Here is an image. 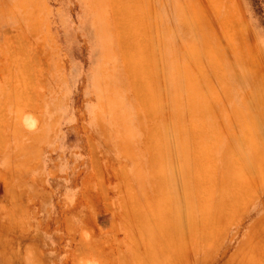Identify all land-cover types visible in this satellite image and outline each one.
<instances>
[{
    "label": "rangeland",
    "instance_id": "rangeland-1",
    "mask_svg": "<svg viewBox=\"0 0 264 264\" xmlns=\"http://www.w3.org/2000/svg\"><path fill=\"white\" fill-rule=\"evenodd\" d=\"M129 2H132L130 7ZM133 2L0 0L2 257L11 247L20 264H147L142 253L158 244V253L165 255L166 262L170 260L171 264H213V257L217 258L218 253L212 248L228 240L231 245L237 244L242 237L245 218L249 221L254 211L264 205V0ZM133 4L135 8H132ZM127 12L136 15L137 26L142 28H138L141 35L135 37L136 43L146 45L145 52L155 53L147 52V58L144 57V60L150 59L156 69L152 70L154 76L152 71L148 76L155 77L154 84L160 89L156 92L158 109L154 118L151 117L153 114L149 116L147 113V95L142 93V80L140 82L128 73L130 60L127 65L129 57L126 59V53L121 49L125 44L130 45L127 38L131 36H126L123 31L129 23L123 18ZM144 20L146 24L149 22L147 29ZM181 21L187 25L185 35L187 31L188 35L185 37L190 36L199 49L203 64H193L197 67L195 71L201 72L196 71L195 76L201 83L211 84L210 89L209 85L202 87L205 93L207 90L209 110L213 114L215 111V122L221 123L224 140L235 141L238 137L244 144L246 139L237 133L244 120L231 111L234 102L228 101L223 84L218 76H214L208 56H205V39L208 45L212 42L215 47L213 53L219 65H223L219 69L225 70L227 77L240 80L233 87L236 104L248 109L253 118L250 123H257L259 128L249 134L255 139L252 149L256 156L253 161L245 162L246 166L237 162V157L245 154L241 145L219 151L217 145H213L215 142L203 137L204 144L201 143L200 148L204 150L198 152L204 151L205 155L203 152L199 153L200 156L195 155L198 162L203 158L198 170H205L207 174L213 167L211 171L214 172L209 173L214 179L196 170L197 173L189 175L184 184L177 181L174 190L179 196V192H185L187 188L188 196H194L193 183L197 176L199 187L202 186L198 193L200 191V216L203 219L197 215L195 218L203 221L207 218L204 224L199 221L203 230L206 229L203 226H209L210 220L214 225L207 228V232L211 229L210 233L205 231V234L200 228L198 233L194 227L196 219L189 226L190 222L186 223L183 214L171 213L173 216L167 217V222H177L178 231H170L171 228L168 231L170 236L166 233L164 239L167 240L159 244V241L150 239L160 233L156 231L157 226H143L146 229L142 230L144 234L138 226L142 225L143 213L140 211L146 209L147 201L162 196H157L158 180L154 177L157 172L150 166L153 147L150 148L148 140L156 123L165 122L168 92L162 82L164 65L178 67L180 64L175 58L169 60L165 54L171 49L174 54L181 50ZM142 23L145 26L142 27ZM148 44L153 49H147ZM108 51L110 54L106 55ZM146 60V67L151 70ZM204 76L206 81L209 79L207 82H204ZM105 88L108 90L104 91ZM110 97L119 99L120 107L125 109L123 116L117 119L105 107V102L112 99ZM186 121L189 123L188 117ZM186 130L184 141L189 135ZM193 154L190 150L185 153L187 161L194 157ZM173 155L176 156L175 151ZM235 162L239 169L233 164ZM238 171L243 176V183L237 186L233 181L234 173ZM241 182L238 180L237 183ZM209 183L211 189L205 187ZM218 186L221 189L223 186L222 193ZM233 192L236 193L233 195ZM207 198L212 200L211 205ZM226 200H229L227 204ZM216 203H219L218 207ZM220 203L222 206L226 204L224 208ZM206 204L211 207H205ZM211 212L217 215V220L210 217ZM137 222L140 225L137 226ZM151 228L153 230L148 233ZM142 236L151 244V247L147 245L149 249ZM196 237L200 239V245ZM176 242L179 245L176 246ZM160 245H163L162 251L165 248L163 252ZM154 251H158L157 248Z\"/></svg>",
    "mask_w": 264,
    "mask_h": 264
},
{
    "label": "bare ground",
    "instance_id": "bare-ground-1",
    "mask_svg": "<svg viewBox=\"0 0 264 264\" xmlns=\"http://www.w3.org/2000/svg\"><path fill=\"white\" fill-rule=\"evenodd\" d=\"M124 2V1H123ZM118 3V2H117ZM130 3V2H129ZM132 3V2H131ZM130 4H127L129 7L132 6ZM135 3V0L134 2ZM149 3V2H148ZM147 3V4H148ZM141 4V3H140ZM179 4V3H177ZM125 5V4H124ZM134 5V4H133ZM138 5V4H137ZM150 5V4H148ZM179 6V5H178ZM177 6V8H178ZM132 8H135V5L134 7ZM143 8V7H142ZM155 9V8H154ZM176 9V8H175ZM182 9V8H181ZM180 12V11H179ZM182 14H183V11H181ZM128 14H130V12H127ZM128 14L124 13L123 15V18L125 17L127 19V21L129 23H127L128 25L125 26V28L123 29V31H126L125 34L126 36L127 35H130V39L127 38V40L130 42V45L127 46L124 42V48H121L123 49L125 58L126 57H129L126 58L128 59V61H126L127 65L129 63V60H130V64L128 65L129 68H127L129 70L128 73H130L131 77L133 78H136L137 80L140 79V82L142 80V93H145V95H143V98L145 96V98L147 99V113L149 112V116H154V114L156 113L157 109H158V104H157V95H156V92H160V89H157L156 88V85L154 84V82L156 81L153 77L151 76H148V73L151 72L152 70H154L155 68L151 65L150 63V59L146 60L147 56L146 54L148 55L147 52H149V50L147 51V49L150 47L149 44L147 45V49L145 52V46L143 47L142 45H138L139 43H136V38H139L137 35H139L140 31H139V22L138 24L136 23L137 21V17L136 15H132V19L130 20L129 19V16ZM145 14V13H144ZM147 15V14H146ZM145 15V16H146ZM154 16V15H153ZM141 18V17H140ZM154 18V17H153ZM144 19V17L142 18ZM146 19V18H145ZM148 19V18H147ZM141 21V20H140ZM122 22V21H121ZM142 22V21H141ZM140 22V23H141ZM145 24L147 23L145 20H144ZM123 24V23H121ZM149 24V22H148ZM146 24V26L148 25ZM138 25V26H137ZM142 27L145 26L143 25V23L141 24ZM133 26V28L131 29V27ZM145 28H149L148 26ZM180 34H181V42H180V46H181V50H179V54H174V52L172 51V49L170 50V53L168 54H165L166 56L169 57V60H171L172 58H175L180 64L178 65V67H169L167 64L164 65V67L166 69H164L165 71V76L164 78H162V82L164 83L163 87L167 90V94H168V99H167V104H165V108L167 109V112H166V115H165V122L163 123H156V125L154 126L153 130H151L150 134H149V139L148 141L149 142V145H151L150 148L151 149V155H150V166L152 167V169H154L157 174H155V178L158 180V184H156V187H157V196L158 195H162L160 197V199H157V200H153V201H150L148 200V204L145 206L146 209H141L140 212L143 213V216H141L142 218V221L140 224H142L141 226H138L140 225L138 222H137V226L139 227L138 230H140L141 228V233H143V226H148L150 228V226H157L156 228L158 230L156 231H159L160 233H156L153 237H151L150 239H155L153 242H156V241H159L158 243L160 244V241H164L167 240V239H164L166 238V233H168V231H178V225L177 227L175 226V223L174 220L173 222H170L169 221L167 222L168 218L167 217H172L175 213L177 214H183V216L185 217V221L186 223L190 222L189 223V226L192 225V220H195L196 218V215L197 217H202L200 216V213H201V210H200V197H199V193H198V189L202 190V186L199 187V182L197 180V176L195 177V182L193 183V187L195 189L194 191V196H188L187 194V188L185 190V192L181 191L179 192V196L177 195L176 191L174 190L175 189V186H176V183L177 181L179 182H182V184H184V181L187 182V179L189 177V175H193L194 172H197L200 173L202 172L200 170H198L199 166H202L201 165V161L200 162V165H199V162H198V158L197 156L195 157V155H199L200 152H203L202 154H204L205 152L204 151H200L198 152L199 150H204V148H200L202 147L201 146V143H202V139L203 137L205 138H208V139H211L213 142H215L213 145H217V148H219V151L221 149L225 150V151H228V150H231V146H239L241 145V147L244 149V156H241V157H237V162L238 164H242L246 166V163L248 160H251L253 161V158L254 156H256V154L254 153L252 147L254 146L253 142H254V138L251 137L249 134L252 133V131H257V123H250L251 121L253 122V118L251 117L249 111L247 108H243V106H241L240 104H236V99H237V96L235 94V92L233 91V87L234 85H238L239 83V79H234V78H230V77H227L224 72L225 70L223 71L222 68H223V65L221 67V69H219L220 65H219V62H218V59H216V56L214 55L213 51H214V46L211 45L212 42L209 43V45L207 44V41L205 39V45H204V48H205V56H208V60H209V63L211 68L214 70V76H218V80L220 81V83L223 84V89L224 91L226 92L225 94L228 95V101L229 102H234L231 106V111L239 117V119H243L244 123L242 125H240L238 127V135H242L246 140L244 142V144L240 143L239 142V139L237 137V139L234 141H225L223 136H222V133L224 131H222V128H221V123L218 125L216 122H215V111H214V114L209 110V108L211 106H209V98L208 96L206 95L207 93V90H206V93H205V89L203 88L204 86L208 87L209 85V89H210V86L211 84H207V83H201V81L197 78L196 79V76H195V69L197 67H195L196 65H198V63L200 62V64H203V62L201 63V55L199 53V49L196 45V42L194 40H191L192 38H190V36L188 38H186L185 36L188 35V31H187V34L185 35V28L187 27L186 23H183V21H181L180 23ZM137 28V29H136ZM139 28V29H138ZM144 28V29H145ZM142 29V28H141ZM140 29V30H141ZM145 29V30H146ZM144 31V30H143ZM141 31V33L143 32ZM148 31V30H147ZM146 31V32H147ZM145 32V33H146ZM149 33V32H148ZM144 34V32H143ZM134 35V37H133ZM136 35V36H135ZM141 35V34H140ZM139 35V36H140ZM145 35V34H144ZM146 36H147V33H146ZM145 36V38H147ZM150 37V36H148ZM124 38V37H123ZM143 38V37H142ZM143 38V40L145 39ZM185 38V40H184ZM133 40V41H132ZM121 41V40H120ZM123 41V40H122ZM125 41V40H124ZM139 41V39H138ZM149 41V40H148ZM152 42V40H150ZM141 42V41H139ZM202 42V41H201ZM143 43V42H142ZM141 43V44H142ZM147 43H150V42H147ZM121 44V42H120ZM145 44V43H144ZM153 44V43H152ZM202 45L204 44L201 43ZM211 45V46H210ZM215 45V44H214ZM153 47V46H152ZM152 47H150L149 49H153ZM212 47V49H211ZM169 46L167 47V50ZM126 50H129V52ZM218 50V49H217ZM215 50V52L217 51ZM154 51V50H153ZM220 52V51H219ZM150 53V52H149ZM109 51L106 53V55H109ZM129 54V55H128ZM150 54H155V53H150ZM216 54V53H215ZM128 55V56H127ZM144 57L146 61H149L148 64L149 66L151 65V67H149L151 70H149L147 67H146V62L144 60ZM220 56L218 55L217 58H219ZM186 58V61L184 62V59ZM200 58V60H199ZM152 59V58H151ZM146 63H144L143 62ZM205 62V60H204ZM195 63V64H194ZM221 63V62H220ZM195 66H194V65ZM167 65V66H166ZM156 66V65H155ZM194 66V67H193ZM200 66V65H198ZM168 67V68H167ZM204 67V66H203ZM154 68V69H153ZM148 69V71H147ZM194 69V70H193ZM156 70V69H155ZM201 70V69H200ZM194 71V72H193ZM153 72V71H152ZM197 72H200V71H197ZM201 73V72H200ZM206 73V72H205ZM204 74V73H203ZM202 74V75H203ZM152 75V73H151ZM154 72H153V75L154 76ZM198 76L201 77V75L198 74ZM203 77V76H202ZM154 79V80H153ZM209 79H207L208 81ZM230 82H229V81ZM206 81V76H204V82ZM206 81V82H207ZM212 81V80H211ZM202 84V85H201ZM204 84V85H203ZM108 82H107V86H108ZM106 86V87H107ZM203 86V87H202ZM163 88V89H164ZM208 89V90H209ZM108 90L107 88L104 89V91ZM162 90V89H161ZM232 90V91H231ZM144 91V92H143ZM154 93H155V96L156 98L154 97ZM165 94V92H163ZM210 93V92H209ZM214 95V94H213ZM112 98L111 100L108 99V102H105V107L107 108L108 111L111 112V115L113 116V118L117 119V117H120V116H123L124 114V110L125 109H122L120 106H121V102L119 99H115L113 97H110ZM160 98V97H159ZM156 99V100H155ZM211 99V98H210ZM213 99V98H212ZM226 99H227V96H226ZM165 100H166V97H165ZM209 100V102H208ZM213 100H216L215 98ZM212 100V102H213ZM160 101V99H159ZM211 102V103H212ZM216 109V108H215ZM247 109V110H246ZM213 110V109H212ZM126 111L128 112L129 109L126 108ZM222 113H223V110L221 109ZM139 112V111H138ZM151 112V113H150ZM147 115V116H148ZM158 114L155 115V117H157ZM257 115V114H256ZM148 116V117H149ZM161 116V114H160ZM159 117V116H158ZM186 117L189 118V123H187L186 121ZM154 118V117H153ZM161 119V117H159ZM158 118V119H159ZM237 119V120H239ZM222 122V121H221ZM233 122L235 123V121L233 120ZM238 122V121H237ZM232 125V123H231ZM230 124L228 123L227 127H229ZM259 128V127H258ZM186 129L189 130V135L186 136V139L185 141L183 140V133L185 132H188ZM119 130V129H118ZM185 130V132H184ZM227 130V129H226ZM216 132V133H215ZM120 133V131H118V134ZM231 133V132H228V134ZM169 134L173 135L172 137L169 136ZM218 136H214V135H217ZM230 136V135H229ZM202 137V138H201ZM243 140V139H242ZM148 141H147V144H148ZM204 144V143H202ZM206 144V143H205ZM204 146H207V145H204ZM208 149H211L207 146ZM217 148L214 149L215 153L217 152ZM241 148V149H242ZM207 149V150H208ZM188 150H190V152H193L194 154V157H189V160L187 161V159L185 158V153H188ZM173 151H175V155H173ZM206 151V150H205ZM209 152V151H208ZM212 152V151H211ZM224 153V151H223ZM207 154V153H206ZM205 155V154H204ZM192 156V155H191ZM200 156V155H199ZM198 156V157H199ZM173 158H175L174 160L176 161H173ZM201 158V157H200ZM199 158V159H200ZM240 158V159H239ZM233 163L235 164V166L238 168L239 166L236 165V163ZM188 164H189V167H188ZM137 166V165H136ZM209 168V166H207ZM202 168V167H201ZM213 168V167H212ZM211 168V170H212ZM241 168H244L241 167ZM239 169V168H238ZM210 169H208V173L206 174L204 171L202 172L203 176L206 175L209 176L210 174H212L214 171H211ZM237 170V169H236ZM207 171V170H206ZM212 172V173H209V172ZM196 172V173H197ZM240 172V171H238ZM238 172H235L234 175H235V180L233 182H235L237 184V186L239 184H242L243 183V180L241 179V172L238 173ZM138 173V172H137ZM152 174V173H151ZM205 174V175H204ZM209 174V175H208ZM176 175V176H175ZM197 175V174H196ZM199 177L201 176V174H198ZM201 177V178H204V177ZM212 177V175H210ZM198 177V179H199ZM205 177V178H206ZM246 177V176H245ZM249 177V175H248ZM213 178V177H212ZM247 178V177H246ZM214 179V178H213ZM216 180V179H215ZM233 180V179H232ZM239 181H242L241 183H237ZM220 181V180H219ZM229 181V179H228ZM237 181V182H236ZM152 182V181H151ZM202 182V181H201ZM226 182V181H225ZM153 183V182H152ZM206 183V182H204ZM245 183V181H244ZM179 184V183H178ZM236 184H234L236 186ZM210 183L205 187L208 186V188H210ZM233 186V185H232ZM129 187V186H128ZM204 187V186H203ZM214 187V186H213ZM212 187V188H213ZM220 189H221V186H218ZM241 187V186H240ZM239 187V188H240ZM225 188L228 189V186H226ZM231 188V186H230ZM229 188V189H230ZM179 189H180V186H179ZM190 189V187H189ZM207 189V188H206ZM211 189V188H210ZM210 189H207V190H210ZM214 190L217 189V188H213ZM222 189H223V186H222ZM222 189H221V193H222ZM226 189V190H227ZM232 189V188H231ZM130 190V188H129ZM218 190V189H217ZM232 190H235V189H232ZM231 190V191H232ZM131 191V190H130ZM238 191V190H237ZM240 191V190H239ZM209 192V191H208ZM215 192V191H214ZM219 193V192H218ZM219 193L221 196L222 194ZM236 193V192H235ZM233 192V195L235 194ZM242 193V191H241ZM190 194V192H189ZM147 195H149V193H147ZM242 195V194H241ZM150 196V195H149ZM148 196V197H149ZM203 196V195H202ZM214 196V194H213ZM209 197L211 198V196L209 195ZM208 197V198H209ZM226 196H224L223 199H225ZM207 198V199H208ZM146 199V197H145ZM156 199V198H155ZM213 199V198H212ZM227 199V198H226ZM135 200V199H134ZM209 200V199H208ZM221 200V199H220ZM210 202L212 200H209ZM208 201V204L210 203ZM227 202H229V200L227 201L226 200V204ZM129 204V203H128ZM131 204V203H130ZM212 204V202L210 203V205ZM223 204V203H222ZM225 204V203H224ZM225 204V205H226ZM133 205V204H132ZM138 205V204H137ZM136 205V206H137ZM209 205V206H210ZM216 207L219 206V203L217 204L216 203ZM224 205V206H225ZM140 206V205H139ZM205 207L207 206L204 205ZM203 206V207H204ZM209 206H207L208 208H210ZM220 206L221 203H220ZM224 206H222L221 208H224ZM135 207V206H134ZM219 209L221 212H222V209ZM136 209V208H134ZM140 209L137 208V210L139 211ZM202 209V207H201ZM205 209V208H204ZM216 209V208H215ZM200 210V212H199ZM208 210V209H205V211ZM218 210V209H217ZM218 210V211H219ZM219 211V212H220ZM224 211V210H223ZM139 212V213H140ZM226 212V211H225ZM171 213H173V215H171ZM196 213V214H195ZM216 213V212H215ZM224 213V212H223ZM210 217L212 216L213 219H216L217 220V215L214 214V212H211L210 213ZM137 215V214H136ZM203 215V214H202ZM220 215V214H218ZM224 215V214H223ZM222 215V216H223ZM138 216V217H139ZM207 216L208 213H207ZM208 218V222L211 218ZM150 218H152L153 220H150ZM158 218V219H157ZM194 218V219H193ZM199 218V219H200ZM221 219L224 218V217H220ZM229 218V216H228ZM137 219V218H136ZM135 219V220H136ZM198 218L196 219V224L198 225L199 224V227L196 225L194 227H196V229H198V233L200 231L204 232L206 234L207 230L210 228V226L214 225L212 223V221L210 220L209 223H211V225L208 223V227L205 225L203 227H206L205 230L201 229V225L204 221H206L207 218H205V220L203 221V217L201 220H199ZM169 220H172V219H169ZM199 221H202L199 222ZM194 222V224H195ZM185 223V224H186ZM201 223V225H200ZM204 224V223H203ZM206 224V222H205ZM133 227V226H132ZM136 227V225H135ZM193 227V226H192ZM198 227V228H197ZM202 227V228H203ZM201 230H200V229ZM208 228V229H207ZM187 229V228H186ZM189 229V228H188ZM195 229V231L197 232V230ZM213 229V228H212ZM143 230V231H142ZM149 230H153L152 228L151 229H148V233H149ZM191 230V229H190ZM200 230V231H199ZM146 231V229H145ZM169 231V232H170ZM193 231V230H192ZM194 231V232H195ZM206 231V232H205ZM217 231V230H216ZM139 232V231H138ZM201 232V234H202ZM211 232V229L209 232L207 233H210ZM215 232V231H214ZM154 233V232H153ZM213 233V231H212ZM144 234V233H143ZM170 233H168L169 235ZM173 234V233H172ZM177 234V233H176ZM195 234V233H194ZM159 235V236H158ZM190 235V234H189ZM198 235V234H196ZM209 234H207L208 236ZM215 236V234H213ZM170 236V235H169ZM176 236V235H175ZM185 236V235H184ZM194 236V235H193ZM206 236V235H205ZM211 236V235H210ZM143 237L145 238L143 241L146 242L148 241V239H146L145 236H142L141 239H143ZM149 238V237H147ZM190 238V237H189ZM171 240V238H168ZM179 239V238H178ZM185 240V239H183ZM196 240H197V237H196ZM198 240H200L198 238ZM197 240V242H198ZM169 241V240H168ZM172 241V240H171ZM179 242V240H177ZM188 241V240H187ZM143 242V243H144ZM149 242V241H148ZM178 242H176V246L179 245ZM205 242V241H203ZM142 243V242H141ZM147 243V242H146ZM166 243H169L166 241ZM165 243V244H166ZM173 242H171L170 245H172ZM181 243V242H180ZM185 243V242H184ZM199 243V242H198ZM201 243H199L198 245H200ZM147 245H151L150 243L148 244H145V246L149 249V247ZM181 245V244H180ZM155 247L158 246L157 245H154ZM161 246V245H160ZM163 246V245H162ZM162 246H161V251H162ZM165 246V245H164ZM168 246V245H167ZM197 246V245H196ZM151 247V246H150ZM155 247H151L149 249V252L147 254V252L145 251V253L143 254L142 253V256H143V261L144 263H147V264H163L164 261H165V264H171L172 262L169 260L168 262H166V257L165 255H160L158 252H159V246L156 247L158 251H154V249H156ZM202 247V246H201ZM175 249V248H174ZM165 250V248L163 249V251ZM173 250V248H172ZM162 251V252H163ZM171 251V250H170ZM179 251V250H178ZM255 251V250H253ZM161 252V254H163ZM165 252H168L167 249ZM172 253V252H171ZM254 253V252H253ZM253 253H251V257L253 256V259L255 258V255H252ZM257 253V252H256ZM167 254V253H165ZM169 254V253H168ZM258 254V253H257ZM175 255V254H174ZM177 255V254H176ZM149 256V257H148ZM161 256V258H160ZM167 256V255H166ZM145 258V259H144ZM172 257H170L171 259ZM161 259V260H159ZM163 259V261H162ZM258 259V258H257ZM263 259V258H262ZM173 260V258L171 259ZM246 260V259H245ZM252 260V259H251ZM146 261V262H145ZM163 262V263H162ZM176 262V261H175ZM140 263V262H138ZM242 264V262H241ZM246 264V263H245ZM262 264V263H261Z\"/></svg>",
    "mask_w": 264,
    "mask_h": 264
},
{
    "label": "crops",
    "instance_id": "crops-1",
    "mask_svg": "<svg viewBox=\"0 0 264 264\" xmlns=\"http://www.w3.org/2000/svg\"><path fill=\"white\" fill-rule=\"evenodd\" d=\"M249 216L245 217L249 218ZM212 251L218 253L217 258L213 257V264H241V262L242 264H264V205L254 211L249 221L245 218L242 237L237 244L235 242L231 245L228 240L221 245L214 246ZM6 252L5 257H2L0 253V264H20L16 253L13 256L11 247ZM251 253L256 254L254 259Z\"/></svg>",
    "mask_w": 264,
    "mask_h": 264
}]
</instances>
